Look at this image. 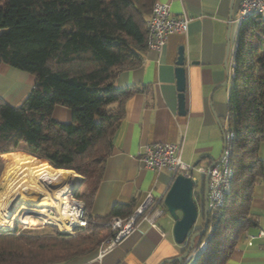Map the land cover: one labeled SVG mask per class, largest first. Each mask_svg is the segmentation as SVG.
Returning a JSON list of instances; mask_svg holds the SVG:
<instances>
[{"label":"trees","instance_id":"1","mask_svg":"<svg viewBox=\"0 0 264 264\" xmlns=\"http://www.w3.org/2000/svg\"><path fill=\"white\" fill-rule=\"evenodd\" d=\"M155 1L0 0V63L36 77L18 105L0 100V154L14 152L0 157V167L30 155L55 169L75 171L82 176L80 187L86 185L75 197L85 203L87 217L97 221L76 230L87 235L69 239L58 230L40 236L36 231L25 236L28 230L0 233V264H48L86 254L111 234L104 222L114 216L126 218L135 210L134 200L115 203L107 215L93 218L88 207L124 118L125 102L143 91L136 86L117 88L113 80L142 63L145 22ZM228 83L225 120L233 132L229 155L233 180L210 233L196 238L197 249L204 239L208 244L194 264H225L243 231L256 223L251 203L257 184L264 185V158L258 154L264 143L261 13L251 14L238 26ZM56 105L70 110L69 122L53 119ZM17 151L28 155L15 157L21 153ZM203 179L196 201L203 199ZM102 231L107 235L102 237ZM179 246L184 252L186 247Z\"/></svg>","mask_w":264,"mask_h":264},{"label":"crops","instance_id":"2","mask_svg":"<svg viewBox=\"0 0 264 264\" xmlns=\"http://www.w3.org/2000/svg\"><path fill=\"white\" fill-rule=\"evenodd\" d=\"M159 1L167 3L173 15L185 12L191 20L185 34L170 35L159 53L146 50L138 67L121 71L113 80L117 88L136 86L143 87V91L125 102L124 118L88 207L93 218L107 215L115 203L134 200L138 206L147 193L165 195L172 173L167 168L152 170L142 165L139 155L146 145L177 142L183 137L182 160L204 167L210 166L222 153L217 119L222 122L227 114L223 104L227 100L238 29L235 23H230L225 66L228 15L231 7L233 17L236 15L242 0ZM180 46L186 59V114L183 116L178 114L175 76ZM227 74V83L222 84ZM35 82L34 75L0 63V100L18 105ZM52 117L57 122H69L71 112L56 105ZM10 153L14 152L2 153L0 157ZM258 154L264 158V143ZM251 211L256 223L245 230L256 233L259 228L264 229V185L261 183L255 187ZM166 214L167 211L157 219V227L140 223L100 257L93 253L65 264H159L174 258L180 254V246L173 240V224L169 220L160 222ZM244 231L225 264H264L262 240L255 239L248 245Z\"/></svg>","mask_w":264,"mask_h":264},{"label":"built area","instance_id":"3","mask_svg":"<svg viewBox=\"0 0 264 264\" xmlns=\"http://www.w3.org/2000/svg\"><path fill=\"white\" fill-rule=\"evenodd\" d=\"M263 11L264 0H242L231 22L239 26V24L251 14L255 12L262 14ZM190 20L191 18L187 13L183 12L179 15H173L167 3L156 0L145 22L147 29L146 50L156 53L161 52L170 35L174 33L185 34L187 32ZM221 125L225 132V146L223 147L218 161L210 166L204 167L182 160L183 137L177 142L148 144L139 155V160L145 168L152 170L167 168L170 170L172 173V181L178 174H181L185 177H190L193 185L196 186L198 182L194 175L195 173L201 174L203 178L208 175V227L206 229L208 234L210 233L213 223H215L220 216L224 200L233 180V170L229 158L233 132L228 129L226 120L222 121ZM194 186L192 190L193 197H195L196 192L194 191ZM67 197L69 200L68 202L72 204L74 209L73 213L70 215L71 219L68 222L71 224V231H69L68 234H74L79 228L85 230L89 224L93 225L97 223L94 219L87 217L85 203L76 198L70 190ZM163 198L164 195L154 196L152 193H147L145 198L136 206L130 216L126 218L114 216L104 222V225L113 232V238H111L104 249L98 251L97 256H102L142 222L149 223L151 227H157V219L166 212ZM48 210L52 213H56L54 207ZM52 222L53 223H47L55 225L61 233H65L59 229V226L56 225L54 221ZM9 230H13V227L11 226ZM244 235L248 245H252L255 239H261L262 242L260 246L264 253V229L259 228L256 233H250L248 230H245ZM207 244V239L202 240L198 245V249L205 250Z\"/></svg>","mask_w":264,"mask_h":264},{"label":"bare ground","instance_id":"4","mask_svg":"<svg viewBox=\"0 0 264 264\" xmlns=\"http://www.w3.org/2000/svg\"><path fill=\"white\" fill-rule=\"evenodd\" d=\"M79 178L81 176L73 170L55 169L48 163H36L29 157L7 166L2 180L5 184L4 191L0 194V230L5 231L11 228L13 219L36 224L37 218L46 217L53 220L61 231H71V224L68 222L74 209L68 202L67 195ZM68 182H71V187ZM16 193H22L33 200L48 197L49 202L46 205L54 207L56 213H52L45 207L29 208L23 205L13 213L11 218L12 216H9L7 212L2 213V210L9 205L10 197Z\"/></svg>","mask_w":264,"mask_h":264},{"label":"water","instance_id":"5","mask_svg":"<svg viewBox=\"0 0 264 264\" xmlns=\"http://www.w3.org/2000/svg\"><path fill=\"white\" fill-rule=\"evenodd\" d=\"M229 25L227 29V47L226 57L229 55V31L230 23L233 18L232 7L229 15ZM175 76H176V88L178 91V114L185 115V70H186V59L183 51V47L180 46L178 49V57L176 60ZM228 80V74L225 81L222 84H226ZM217 123L222 127L221 122L217 119ZM225 146V135L223 134V147ZM223 150V149H222ZM218 161V159L216 160ZM214 161L212 164H214ZM82 179V177H81ZM207 185L208 175L203 179V199H202V216H203V227L197 232H193L195 222L198 218V208L193 197V182L190 177H185L178 174L171 182L167 192L163 198V204L166 211L170 214L173 219L172 236L173 240L177 245H183L186 247L185 251L180 253L174 258L165 259L159 264H182L184 259L187 258L191 250L194 248L195 240L197 237L202 236L208 227V208H207ZM73 195L76 192H72Z\"/></svg>","mask_w":264,"mask_h":264},{"label":"rangeland","instance_id":"6","mask_svg":"<svg viewBox=\"0 0 264 264\" xmlns=\"http://www.w3.org/2000/svg\"><path fill=\"white\" fill-rule=\"evenodd\" d=\"M223 110L226 112V109H227V105H226V102L223 104ZM218 134H219V137H220V140L221 142H223V134H222V131L220 128H218ZM17 152H21V151H17ZM28 155L24 152H21V153H18L15 157L19 156V155ZM30 156V155H29ZM14 157V158H15ZM25 158H28V157H25ZM32 161L36 162V163H43L42 161H39L38 158L36 157H29ZM13 159V158H12ZM11 159V160H12ZM10 161V160H9ZM9 161L1 164V167H0V194L4 191V183H2V180L4 178V169L7 167V165H5L6 163H8ZM20 161V160H19ZM18 162V161H17ZM16 163V162H15ZM14 164V163H13ZM9 166V165H8ZM80 175V174H79ZM196 179H197V184L196 186H194V191H199L200 190V187H201V182H202V175L199 174V173H195L194 174ZM81 176V175H80ZM82 177V176H81ZM81 181L82 179L79 178L76 183H75V186H72L71 187V182H68V184H70V191L71 192H77L78 189H82L84 190L86 188V185H83L82 187H80L81 185ZM81 190V191H82ZM195 198V197H194ZM47 202H49V198L48 197H43L42 199H30L29 197H27L26 195L22 194V193H16V194H13L11 197H10V203L9 205L2 210V213L5 211L9 214V216H12L11 218H13V213L19 209L21 206L25 205L29 208H40V207H45L46 209H49L51 208L52 206L51 205H46ZM196 205H197V208H198V220H196L195 222V225H199L201 223V214H202V202L201 201H196ZM53 208V207H52ZM12 214V215H11ZM30 214V213H29ZM41 216V215H40ZM39 220V221H38ZM165 220H169L172 224H173V219L171 218L170 214L167 212L166 214V217L165 218H162L160 220V222H163ZM53 220H49L47 219L46 217H43L42 219H36L35 222L36 224L32 223V222H27L25 220H19V219H13L12 221V227H13V230H5L3 231L2 229L0 230V233H15L16 235H18L19 233H23L25 230H28L26 233H25V236H29V235H33L34 234V231H36L38 234V236H40L42 233L44 234H48V235H53L54 234V231L58 230V228L55 226V225H51V224H48L47 222H50V223H53L52 222ZM57 225V224H56ZM110 229V228H109ZM35 232V233H36ZM58 232H60L58 230ZM107 231H102L101 232V236L104 237L105 235H107ZM80 235L81 237H83L84 235H87L88 232H85V231H81L78 233V231H75L74 234H68V232H65L64 235H66L65 239H69V238H73V237H76L77 235ZM111 238H113V232H111V234L107 237V238H104L102 239L95 247L93 250L87 252L86 254H83V255H78V256H75L74 258H71L69 260H64V261H58V262H55V263H48V264H65V263H68L70 261H73V260H76L80 257H83V256H87V255H90V254H96L98 253V251L100 249H104L108 243L110 242ZM201 250L200 249H197L196 247H194L191 252L189 253L188 257H187V260H185V264H194L196 258L198 257V255L200 254Z\"/></svg>","mask_w":264,"mask_h":264},{"label":"flooded vegetation","instance_id":"7","mask_svg":"<svg viewBox=\"0 0 264 264\" xmlns=\"http://www.w3.org/2000/svg\"><path fill=\"white\" fill-rule=\"evenodd\" d=\"M198 218H200V217H198ZM198 218H197V220H198ZM202 228L203 227V225L200 223L199 225H194V231L193 232H197L198 230V228ZM195 242H196V240H195Z\"/></svg>","mask_w":264,"mask_h":264}]
</instances>
